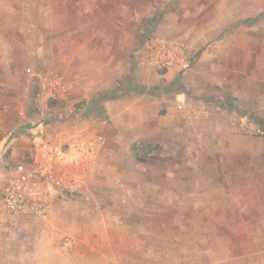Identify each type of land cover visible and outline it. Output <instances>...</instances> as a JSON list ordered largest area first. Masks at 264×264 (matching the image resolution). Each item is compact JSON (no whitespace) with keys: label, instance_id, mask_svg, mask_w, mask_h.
<instances>
[{"label":"rangeland","instance_id":"374dc122","mask_svg":"<svg viewBox=\"0 0 264 264\" xmlns=\"http://www.w3.org/2000/svg\"><path fill=\"white\" fill-rule=\"evenodd\" d=\"M263 13L264 0H0V104L14 109L0 198L48 133L107 140L49 217L5 219L0 264H264ZM146 34L184 41L188 64L150 65ZM29 67L58 70L69 97L40 104Z\"/></svg>","mask_w":264,"mask_h":264},{"label":"built area","instance_id":"2783aa9c","mask_svg":"<svg viewBox=\"0 0 264 264\" xmlns=\"http://www.w3.org/2000/svg\"><path fill=\"white\" fill-rule=\"evenodd\" d=\"M144 47L148 61L153 67H169L188 64V46L182 40H169L161 36L146 34ZM29 81L40 104L48 99L65 100L70 90L63 75L56 69H28ZM10 103L0 104V140L3 132L10 129L6 124L13 111ZM24 115L23 110H17ZM244 130L252 127L256 134L263 133L260 126L241 125ZM106 136L94 129L76 131L55 130L39 138L31 150L32 166L27 170L10 173L0 198V224L2 212L12 215L31 214L45 219L55 209L56 197L75 193L83 187L94 170L106 147Z\"/></svg>","mask_w":264,"mask_h":264},{"label":"crops","instance_id":"0c3cea01","mask_svg":"<svg viewBox=\"0 0 264 264\" xmlns=\"http://www.w3.org/2000/svg\"><path fill=\"white\" fill-rule=\"evenodd\" d=\"M9 122H10V120H9ZM7 133L8 132L5 131L2 134V136H1V140H0V157L2 156L3 147L6 145L8 137H9V136L6 135ZM27 140H28V138L27 139H19V141L13 145V147L11 148V151H10L11 163H13V164H15L17 166L24 164L23 157H24V151L26 150L27 144H28ZM10 171H11L10 173H13V172H17V171H20V170H17V169L13 170V168H12ZM7 213L8 212H6V211L2 212L3 222L0 224V228L3 226V223H4L5 219H7L9 217L15 216L16 218H20V217L31 216V214H27V213L21 214V215H12V214H9V213L7 214Z\"/></svg>","mask_w":264,"mask_h":264},{"label":"trees","instance_id":"16d2710c","mask_svg":"<svg viewBox=\"0 0 264 264\" xmlns=\"http://www.w3.org/2000/svg\"><path fill=\"white\" fill-rule=\"evenodd\" d=\"M260 17H261V16H260ZM262 17H264V13L262 14ZM125 89H126V88H125ZM231 105H233V104H231ZM139 148H140V149H146L147 147H144L142 144H140Z\"/></svg>","mask_w":264,"mask_h":264}]
</instances>
